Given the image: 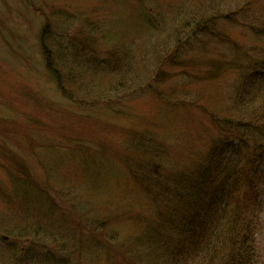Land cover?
<instances>
[{
    "label": "rangeland",
    "instance_id": "rangeland-1",
    "mask_svg": "<svg viewBox=\"0 0 264 264\" xmlns=\"http://www.w3.org/2000/svg\"><path fill=\"white\" fill-rule=\"evenodd\" d=\"M258 124L264 0H0V264H140L214 148L256 172L207 232L229 212L264 264Z\"/></svg>",
    "mask_w": 264,
    "mask_h": 264
},
{
    "label": "trees",
    "instance_id": "trees-1",
    "mask_svg": "<svg viewBox=\"0 0 264 264\" xmlns=\"http://www.w3.org/2000/svg\"><path fill=\"white\" fill-rule=\"evenodd\" d=\"M258 125L259 128L250 125L246 127L253 128L259 134L251 148L260 152L264 144H258V141L264 140V124ZM247 145L245 143L244 147ZM215 150L214 148L210 155L209 164L196 169L192 167L187 174H180L174 178V189L164 191L167 209L159 217L162 230L155 227V231L143 234L133 248V255H130L138 258L140 264L257 263L253 262L250 250L243 247V243L247 242L246 235L241 237L240 228L236 222L231 221L229 212L227 219H221L217 223L215 233L207 232L220 201L227 196L230 189L239 184L243 186V194L247 189L253 188L256 172H226L222 161L223 154L218 151L219 148ZM230 167L234 170V166ZM237 241H240V247L237 246ZM224 248V252H218Z\"/></svg>",
    "mask_w": 264,
    "mask_h": 264
}]
</instances>
